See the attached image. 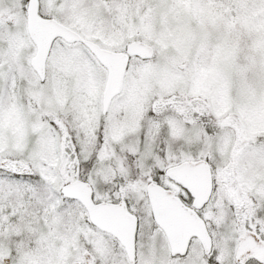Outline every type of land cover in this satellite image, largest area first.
I'll return each instance as SVG.
<instances>
[{
    "label": "snow or ice",
    "instance_id": "1",
    "mask_svg": "<svg viewBox=\"0 0 264 264\" xmlns=\"http://www.w3.org/2000/svg\"><path fill=\"white\" fill-rule=\"evenodd\" d=\"M0 264H264V0H0Z\"/></svg>",
    "mask_w": 264,
    "mask_h": 264
}]
</instances>
